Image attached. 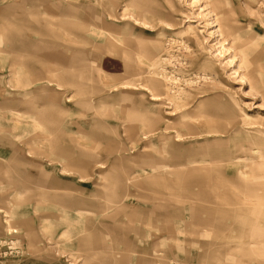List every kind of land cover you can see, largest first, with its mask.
I'll list each match as a JSON object with an SVG mask.
<instances>
[{"label":"rangeland","instance_id":"374dc122","mask_svg":"<svg viewBox=\"0 0 264 264\" xmlns=\"http://www.w3.org/2000/svg\"><path fill=\"white\" fill-rule=\"evenodd\" d=\"M262 161L264 0H0V264H264Z\"/></svg>","mask_w":264,"mask_h":264},{"label":"bare ground","instance_id":"6f19581e","mask_svg":"<svg viewBox=\"0 0 264 264\" xmlns=\"http://www.w3.org/2000/svg\"><path fill=\"white\" fill-rule=\"evenodd\" d=\"M190 159V158H189ZM188 160V159H187ZM187 163V162H186ZM182 164L183 166H186L187 164ZM189 165H193L194 164V161H190L188 163ZM257 165H260V166H263L264 168V161L262 162H258L256 163ZM255 164V165H256ZM248 166L247 169L249 170H253V167L254 168H257V166ZM188 166V165H187ZM186 166V167H187ZM189 168V166H188ZM186 170V168H185ZM184 170V171H185ZM248 170H245L244 167H242L239 171H238V174L239 176L236 177V178H230V181L228 184L226 185H229V186H225V185H219L218 188L215 190V193H216V196H217V199L214 201V203L217 205V209L215 208L216 212H217V218L215 219L216 221H218L220 224L223 220V217L227 214H230L231 216H233L234 219L238 218L236 213L238 210H241L239 209V205H242L244 204V201H242V199H239V197L237 198L238 200L236 201L235 199V195H234V191L239 192V193H242L244 194L246 197H251V198H256V199H260V204H253V205H259L263 208H260L259 210V213H257V215H262L264 214V182H260L258 180H253L252 177H251V180L252 182L249 184V183H246V181L244 179H246L245 177H249L252 173L250 172L248 174ZM193 172H196V169H192V171H190V173L192 174ZM183 173H181V176L183 177L182 175ZM187 175V174H186ZM219 175L221 177L225 176L224 173L222 172H219ZM226 178V176H225ZM224 178V179H225ZM244 178V179H243ZM182 180V179H181ZM184 182V181H183ZM183 182H181L183 185H185ZM188 182V181H187ZM186 186V185H185ZM184 186V187H185ZM187 187L190 188V185ZM229 187V189L227 188ZM206 192V191H205ZM207 193V192H206ZM238 194V193H237ZM203 195V193H202ZM206 199V198H205ZM204 200V199H203ZM257 201V200H256ZM262 203V204H261ZM193 209V208H191ZM193 211V210H192ZM252 218V217H251ZM251 218L249 217H240V222L242 224V226L238 225L240 228H242V235H246V234H251L254 235V233H257L256 231H246L244 227H252L251 224L249 222H251ZM218 223V224H219ZM251 250L254 248L253 246V243H250V247H249ZM262 250H258L255 251L257 252V254H261L260 253ZM254 252V253H255ZM255 255V254H254Z\"/></svg>","mask_w":264,"mask_h":264},{"label":"crops","instance_id":"0c3cea01","mask_svg":"<svg viewBox=\"0 0 264 264\" xmlns=\"http://www.w3.org/2000/svg\"><path fill=\"white\" fill-rule=\"evenodd\" d=\"M150 181H152V180H154V179H149ZM113 202V201H112ZM114 203H117V201H114ZM117 210H118V208H117Z\"/></svg>","mask_w":264,"mask_h":264}]
</instances>
